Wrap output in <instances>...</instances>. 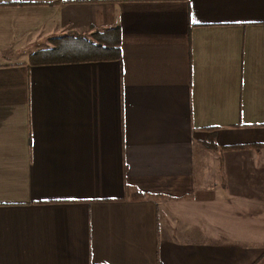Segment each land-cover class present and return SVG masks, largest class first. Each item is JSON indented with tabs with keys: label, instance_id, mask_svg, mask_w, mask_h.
<instances>
[{
	"label": "crops",
	"instance_id": "0c3cea01",
	"mask_svg": "<svg viewBox=\"0 0 264 264\" xmlns=\"http://www.w3.org/2000/svg\"><path fill=\"white\" fill-rule=\"evenodd\" d=\"M262 263L264 0H0V264Z\"/></svg>",
	"mask_w": 264,
	"mask_h": 264
},
{
	"label": "trees",
	"instance_id": "16d2710c",
	"mask_svg": "<svg viewBox=\"0 0 264 264\" xmlns=\"http://www.w3.org/2000/svg\"><path fill=\"white\" fill-rule=\"evenodd\" d=\"M49 45L29 56L31 67L122 60V32L119 27L90 34L68 32L50 39Z\"/></svg>",
	"mask_w": 264,
	"mask_h": 264
},
{
	"label": "rangeland",
	"instance_id": "374dc122",
	"mask_svg": "<svg viewBox=\"0 0 264 264\" xmlns=\"http://www.w3.org/2000/svg\"><path fill=\"white\" fill-rule=\"evenodd\" d=\"M56 37H58V36H56ZM52 38H54V37H52ZM52 38H49L48 41H46L45 44H43V45H45V46H41V48H40V46H38L39 48L36 47L35 49H38V50H39V49H42V48H45V47L50 46V45H49V41H50V39H52ZM47 44H48V45H47ZM36 51H37V50H36ZM17 60L20 61L19 59H17ZM10 61H11V60H10ZM262 264H264V263H262Z\"/></svg>",
	"mask_w": 264,
	"mask_h": 264
}]
</instances>
